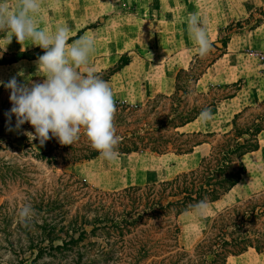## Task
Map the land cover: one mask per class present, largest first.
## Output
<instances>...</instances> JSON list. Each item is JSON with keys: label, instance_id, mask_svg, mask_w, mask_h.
<instances>
[{"label": "trees", "instance_id": "16d2710c", "mask_svg": "<svg viewBox=\"0 0 264 264\" xmlns=\"http://www.w3.org/2000/svg\"><path fill=\"white\" fill-rule=\"evenodd\" d=\"M104 19L105 17L100 18L94 26L101 25ZM263 21L259 20L251 28L257 27ZM233 24L234 22L227 27ZM5 34L6 32H0V38ZM80 34L81 31L78 35ZM74 38L70 37L68 42ZM229 39L230 35L220 37L218 41L222 43V47H216L219 50L224 49ZM0 53L3 55L0 64H10L24 58H38L43 54V50L37 47L32 51L8 53L0 49ZM131 61L130 54L124 53L116 64L95 73L109 81ZM205 69L199 73H195L192 67L179 69L176 75V89L170 95L157 94L144 104L115 101L116 112L113 121L114 126L117 123H128L131 115L138 112L144 114L136 116L135 120L147 119L158 107V99H165L170 104V110L165 117H156L154 123L143 121V125L131 133H116L121 138L119 155L143 151L160 155H184L194 152L197 146L208 143L210 150L201 157L198 166L177 174L172 179L145 185H130L118 191L104 193L93 217L85 213L67 219L69 217L66 214L70 211L58 196L60 189L45 190L43 193L38 189L28 191L27 196L32 200L31 204L35 210V215L30 220L32 224L29 225L32 229L28 232L32 234L30 247L37 250L33 261L43 258L45 254L55 255L56 251L73 252L75 248L87 242L95 246L90 251L106 262L125 261L133 264H228L230 257L239 256L250 249H255L258 253L264 252V232H260L255 223L256 219L264 216V207L260 209L261 206L255 202L259 197H264V190L244 203L226 207L219 212L214 217L206 237L199 242L193 254L179 251L182 246L178 242V218L193 211L190 206L199 201H206L207 204L220 201L241 182L248 172L244 157L260 149V136L264 131V98L258 106L248 105L236 112L232 119V128L227 132L182 130L185 125L199 117L202 108L211 110L217 107L222 100L234 97L246 84L243 79L226 84L224 87L233 88L230 93L222 99L217 98L207 104L205 100L203 103L201 99L205 97L206 92L198 91L196 84ZM78 71L85 73L80 68ZM195 95L199 97H195L191 102L190 97ZM258 108H261L260 111L252 114L248 123L240 124L239 120L244 113ZM145 115L147 117H144ZM169 129L174 133H164ZM216 136L220 137L210 140V137ZM18 138L24 142L25 147L40 144L38 139L29 142L27 135H19ZM44 145L46 148L35 152V156L45 161L55 172L58 165L65 168L100 156L90 147L83 129L80 139L72 145H61L56 138L49 139ZM83 182L86 181L83 179ZM5 205L7 203L0 206V212ZM159 219L167 223L168 231L174 239L167 244V250H176V253L155 260L154 257L159 256V252H166V245L163 247L160 242L156 251L153 246L158 245L157 240L134 239L130 234Z\"/></svg>", "mask_w": 264, "mask_h": 264}, {"label": "rangeland", "instance_id": "374dc122", "mask_svg": "<svg viewBox=\"0 0 264 264\" xmlns=\"http://www.w3.org/2000/svg\"><path fill=\"white\" fill-rule=\"evenodd\" d=\"M260 3H262L261 6L254 8L253 14L248 19L236 21L233 26L222 29L223 32L220 37L246 31L259 20H264V0H260ZM134 10L135 8L132 6L129 9L131 13ZM214 42V47L208 55L201 57L198 54L192 61L191 67L195 73H199L207 65L210 66L220 54V50L216 45L219 42L218 39ZM249 52L253 53L252 50ZM2 56L0 53V58ZM251 61L257 67L263 64L262 61L259 63L252 59ZM258 77H260V74H258ZM212 88L209 93L206 92L205 97L200 98L203 103L205 100L207 104L217 98L222 99L233 90V88L224 86H214ZM9 95V90L3 86L0 87V206L7 203L0 212V264H133L125 261L106 262L97 257L96 253L90 251L91 248L95 247L90 242L75 248L73 252L58 253L56 251L55 255L45 254L43 258L33 261L37 250L30 247L32 234H28V232L32 229V226H29L32 223L30 221L26 224L21 223L16 218L17 210L25 204L32 203V200L27 196L28 191L38 189L39 192L42 191L41 193H43L45 190L60 189L58 196L64 201L65 208L70 211L66 214L69 217L67 219L85 213L93 217L97 213L99 200H101L104 193L118 191L130 185L157 183L195 169L201 157L209 152L210 146L207 145L196 150L191 157L194 160L197 159L198 162H194L193 165H190V158L186 156L178 157L174 153L160 155L143 151L129 155H119L114 162H109L99 156L90 161L68 165L65 168L58 165L57 172H55L45 161L35 156V152L46 148L44 144L35 143L33 147H25L24 142L18 138L19 135H25L26 131L34 132L30 124L25 123L19 131L8 130L9 125L7 124L5 112L11 108ZM195 97L199 96H191L189 100L192 102ZM259 102V100L255 101V104L252 105L258 106ZM157 105L158 107L147 119L135 120L136 116L144 114L138 112L136 115H131L130 122L117 123L115 126L116 133H131L139 129L143 125V121L154 123L156 117H165L170 110L169 102L159 98ZM260 109L248 110L240 118V124L248 123L252 119V114L258 113ZM213 115L215 116L210 120L212 129H221L217 132L223 133L232 128L231 122L234 115L225 113L222 109ZM14 124L15 117L12 119V126ZM164 133L174 132L169 129ZM219 137H210V140H216ZM260 138V150L244 157V161L248 166L247 174L229 194L218 202L207 204L206 209L201 214L190 211L178 218L180 227L178 242L182 246L179 251L193 254L199 242L206 237L214 217L219 212L226 207L244 203L264 190V133L261 134ZM29 142H32V140H29ZM83 179L86 182H83ZM255 202L261 206L260 209L264 207V197H259ZM255 223L256 228L260 232H264V216L256 219ZM130 236L134 239L149 238L157 240L158 245L153 246L156 251L160 242L163 243V247L166 245L164 247L166 252H163V250L161 253L159 252V256L154 257L155 260H161L162 257L176 253V250L173 252L167 250V244H170L174 239L168 231L167 223L161 219L151 221L149 225L142 226ZM228 264H264V253L259 254L255 250H250L242 256L230 257Z\"/></svg>", "mask_w": 264, "mask_h": 264}, {"label": "crops", "instance_id": "0c3cea01", "mask_svg": "<svg viewBox=\"0 0 264 264\" xmlns=\"http://www.w3.org/2000/svg\"><path fill=\"white\" fill-rule=\"evenodd\" d=\"M8 3L15 11L18 0H8ZM261 4L260 0H42L34 19L39 27L49 32L66 25L70 29L69 36L75 37L69 45L85 34L94 38L95 50L87 65L80 67L83 72L87 68L94 72L106 69L116 64L122 54L129 53L132 61L106 82L114 101L144 104L157 94H172L176 89L178 70L189 69L198 55L186 23L189 13H198L210 41L214 42L221 36L222 29L232 22L249 18L254 8ZM131 6L135 8L133 13L129 11ZM103 17L104 22L94 26ZM9 39L10 33L0 38V49L4 52L32 51L38 47L30 40L20 44L15 37L10 43ZM251 50L253 53L249 52ZM36 59L0 64V81L7 82L13 76L20 82L42 80L34 63ZM251 59L263 64L257 67ZM239 79L245 80L246 84L234 97L224 99L212 108V116L221 109L234 115L264 97V21L255 28L230 35L227 46L208 66L196 88L208 92L214 86H224ZM182 130L221 129H212L210 121L202 122L198 117ZM207 145L197 146L192 153L174 155L190 158V165H193L198 160L191 156Z\"/></svg>", "mask_w": 264, "mask_h": 264}, {"label": "clouds", "instance_id": "9594fccd", "mask_svg": "<svg viewBox=\"0 0 264 264\" xmlns=\"http://www.w3.org/2000/svg\"><path fill=\"white\" fill-rule=\"evenodd\" d=\"M41 3L42 0H18L16 10L12 11L8 0H0V32L10 33L8 43L15 37L20 44L30 40L43 50V55L34 62L37 73L43 77L41 81L20 82L15 76L7 82L0 81L10 92L11 108L5 112L8 130L19 131L28 123L34 129L24 133L30 140L38 139L43 145L56 138L61 145H72L80 139L83 129L90 147L101 158L114 162L119 157L121 138L113 122L116 112L113 92L93 69L87 68L83 74L78 71L87 65L95 50V40L85 34L69 45L70 29L66 25L57 26L53 32L39 27L34 17ZM186 23L198 54L208 55L215 42L210 41L198 13H189ZM199 119L202 122L213 119L211 110L202 108ZM190 207L201 214L207 203L199 201ZM34 215L31 204L17 210L21 223L26 224Z\"/></svg>", "mask_w": 264, "mask_h": 264}, {"label": "water", "instance_id": "95a60500", "mask_svg": "<svg viewBox=\"0 0 264 264\" xmlns=\"http://www.w3.org/2000/svg\"><path fill=\"white\" fill-rule=\"evenodd\" d=\"M216 45H217L218 47H222V43H221V42H217Z\"/></svg>", "mask_w": 264, "mask_h": 264}]
</instances>
